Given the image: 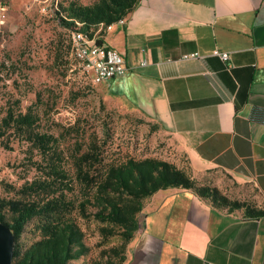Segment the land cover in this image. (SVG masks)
<instances>
[{
    "label": "crops",
    "instance_id": "0c3cea01",
    "mask_svg": "<svg viewBox=\"0 0 264 264\" xmlns=\"http://www.w3.org/2000/svg\"><path fill=\"white\" fill-rule=\"evenodd\" d=\"M100 38L129 71L98 86L169 137L164 160L264 210V0H141ZM191 53L205 58L182 59ZM143 218L125 264H264V216L244 208L170 188Z\"/></svg>",
    "mask_w": 264,
    "mask_h": 264
},
{
    "label": "trees",
    "instance_id": "16d2710c",
    "mask_svg": "<svg viewBox=\"0 0 264 264\" xmlns=\"http://www.w3.org/2000/svg\"><path fill=\"white\" fill-rule=\"evenodd\" d=\"M140 1L98 0L86 5L72 0L62 3L58 14L65 26L93 36L100 25L129 17ZM41 120L40 111L33 106L23 112L19 100L9 104L0 116V140L12 141L14 136L27 141L40 156L33 164L37 169L33 180L15 188L14 198L0 196V221L10 226L16 238L14 264H69L87 254L80 218L121 227L125 241L130 243L142 228L139 215L147 202L158 191L170 188L193 190L218 207L244 208L250 217L264 216V210L252 202L232 200L217 187L200 185L187 170L170 161L129 156L123 162H107L98 137L92 138L86 150L81 142L77 150L66 152L62 148L64 134L37 130ZM8 215L11 221H7ZM33 220L37 221L40 238L23 249L18 241ZM103 232L106 237L113 233L106 228ZM113 251L120 261L105 264H123L124 247Z\"/></svg>",
    "mask_w": 264,
    "mask_h": 264
},
{
    "label": "rangeland",
    "instance_id": "374dc122",
    "mask_svg": "<svg viewBox=\"0 0 264 264\" xmlns=\"http://www.w3.org/2000/svg\"><path fill=\"white\" fill-rule=\"evenodd\" d=\"M70 1L0 0V116L16 100L23 112L33 106L42 118L37 130L64 134L62 148L66 152L77 150L81 142L86 150L92 138L98 137L107 162H123L129 156L174 157L171 140L152 121L108 99L100 86L88 82L77 69L71 47L73 29L65 26L58 14L60 5ZM77 1L87 5L98 0ZM14 138L0 140L3 198H14L15 188L33 180L37 174L33 164L40 160L38 150L29 142ZM139 220L143 224V212ZM79 222L88 252L69 264L117 263L120 257L113 250L122 247L127 260L129 243L121 227L93 218H80ZM103 228L112 230V235L106 237ZM39 238L37 221L33 220L18 244L26 249Z\"/></svg>",
    "mask_w": 264,
    "mask_h": 264
},
{
    "label": "built area",
    "instance_id": "2783aa9c",
    "mask_svg": "<svg viewBox=\"0 0 264 264\" xmlns=\"http://www.w3.org/2000/svg\"><path fill=\"white\" fill-rule=\"evenodd\" d=\"M127 18L124 17L108 26L104 24L100 25L93 36L78 29L72 31L71 47L72 53L78 61L77 69L88 82L99 85L128 73L129 68L124 55L117 49L99 43L101 34L105 31L112 30L117 24L125 25ZM214 55L219 56L225 62H229L231 59L229 52H220L217 50ZM203 58L205 56L199 53L185 54L182 57L183 60ZM142 65H147V62H142Z\"/></svg>",
    "mask_w": 264,
    "mask_h": 264
},
{
    "label": "water",
    "instance_id": "95a60500",
    "mask_svg": "<svg viewBox=\"0 0 264 264\" xmlns=\"http://www.w3.org/2000/svg\"><path fill=\"white\" fill-rule=\"evenodd\" d=\"M15 243L10 226L0 221V264H14Z\"/></svg>",
    "mask_w": 264,
    "mask_h": 264
}]
</instances>
